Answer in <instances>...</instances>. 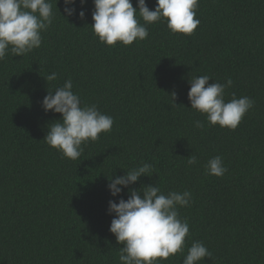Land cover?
<instances>
[{"label": "trees", "instance_id": "16d2710c", "mask_svg": "<svg viewBox=\"0 0 264 264\" xmlns=\"http://www.w3.org/2000/svg\"><path fill=\"white\" fill-rule=\"evenodd\" d=\"M146 3L155 9L156 0ZM64 6L53 0L38 49L0 61V264H119L108 206L128 190L112 197L108 178L143 163L154 173L131 187L192 193L179 209L190 229L184 253L158 264H182L193 241L212 253L198 264H264V0H198L193 34L157 22L128 46L99 41L93 0L83 20L80 0L71 17ZM52 73L57 79L46 81ZM205 74L209 83L232 79L226 101L233 93L255 101L235 130L209 126L191 108L189 80ZM67 79L82 105L114 119L77 160L43 140L61 116L45 113L42 100ZM191 155L198 163L190 166ZM217 155L228 169L222 177L205 173Z\"/></svg>", "mask_w": 264, "mask_h": 264}, {"label": "clouds", "instance_id": "9594fccd", "mask_svg": "<svg viewBox=\"0 0 264 264\" xmlns=\"http://www.w3.org/2000/svg\"><path fill=\"white\" fill-rule=\"evenodd\" d=\"M58 2L56 0V8ZM85 3L86 0H80L78 16L81 20L85 19ZM93 4L92 30L99 41L108 46L118 42L128 46L146 39L149 24L166 22L173 34L191 35L200 23L196 18L198 0H156L154 10L149 9L146 0H136V7L132 0H93ZM64 5L66 16L77 14L76 0H64ZM55 15L53 0H0V61L9 53L23 57L38 49L42 45V33L52 25ZM45 79L55 81L57 74L52 73ZM210 80L213 79L206 74L190 78L191 108L205 114L209 126L235 130L255 101L248 96L236 98L234 93L226 101V89L232 87V79L224 83H209ZM171 97L174 101L175 93ZM41 106L45 113L51 111L61 116L49 124L43 140L71 160L83 154L82 145L98 140L100 134L110 132L114 124L113 117L102 113L95 104L82 105L80 95L73 91L71 79L53 91L48 90ZM195 127L203 129L205 124L196 121ZM197 163L195 155L187 158L188 165ZM152 167L143 163L122 176L108 178L112 197L120 196L123 189L128 190L126 200L122 197L118 203L110 200L108 206V214H114L109 231L116 242L123 245L119 248V264H158L159 260L183 254L186 238L190 236L189 223L179 212L180 208L191 205L190 190L165 194L157 184L142 185L138 189L131 187L141 177L149 176ZM204 167L207 175L216 177L228 171L219 155L210 158ZM205 258L211 259L212 253L201 241H193L187 247L182 264H198Z\"/></svg>", "mask_w": 264, "mask_h": 264}]
</instances>
